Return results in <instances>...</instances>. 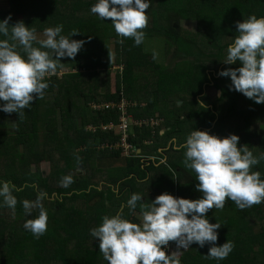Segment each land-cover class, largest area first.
Wrapping results in <instances>:
<instances>
[{"label":"trees","instance_id":"obj_1","mask_svg":"<svg viewBox=\"0 0 264 264\" xmlns=\"http://www.w3.org/2000/svg\"><path fill=\"white\" fill-rule=\"evenodd\" d=\"M95 3L97 0H8V9L0 12V22L11 14L10 26L22 20L27 27L35 28L37 38H45L44 29L63 25L62 35L70 36L73 30H77L79 35L71 39L86 41L74 59L61 58L63 69L45 77L44 82L49 87L44 98L34 99L24 110L23 119H19L17 113L0 111V181H10L19 189L13 193L18 200L15 215L3 206V198H0V217H13L16 219L14 223L18 222V217L24 220L35 218L38 211L34 210L31 216H26L22 201L35 200L39 191L47 193L48 198L43 205L48 211V222L53 224H48L44 236L53 237V234L47 235L50 231L57 236L62 231L64 234L56 238L57 249H63L66 240L68 243L69 193L73 194V202L82 201L85 200L84 194H81L83 191L102 184L105 186L103 200L106 196L111 204L122 194L128 195V189L140 195L142 190L149 193V190L155 189L156 193H150L153 201L165 192L176 198H202V193L196 190L199 183L196 174L185 168L184 149L178 148L193 130L206 131L221 139L234 134L239 137L238 148L247 145L254 156L264 154V135L254 128L259 114L262 113L264 119V104H257L230 90V77L218 75L227 68L241 66L238 62L233 65L224 63L227 47L238 35L236 22H243L251 15L264 18V0H150L151 6L146 10L149 23L144 29L145 39L162 41L160 37H163L167 52L173 49L174 57L180 60L173 68L165 69L149 59L151 52L146 51L143 43L134 46L131 38L116 34L110 19L101 20L91 13ZM189 20L197 23L196 33L184 34L178 26L179 21ZM4 38L0 35V39ZM111 38L115 40L114 58L122 74L117 78L115 92H111L108 81L102 93L99 70L109 72L114 68L108 63L107 43ZM38 41L34 42V46L39 47ZM205 64H208L207 70L202 68ZM150 67L154 69L151 72ZM211 70L215 71V76L207 74ZM136 79L140 83L136 84ZM210 84L218 92L216 104L205 102L204 107L198 102L207 100L203 96L205 87ZM138 86L142 90L132 93ZM150 89H155V93L162 96L156 100L154 93L150 95ZM175 95L183 97L181 103L190 101V107L178 108L177 103L171 102ZM121 101L134 105L138 103L129 110L135 121L130 143L141 150L142 161L121 159V153L101 149L103 145L119 142L116 134L104 133L102 127L109 123L117 124L120 113L112 110L95 113L90 107L92 104H116ZM192 103L199 110L191 108ZM3 104L0 101V106ZM184 114L187 115L185 120L182 117ZM150 119L160 120L164 125L155 131L139 126ZM13 123L16 124L15 129ZM164 140L167 143L176 140V143L168 151L160 152L167 149ZM148 142L151 143L146 144ZM168 156L170 159L166 163L162 159ZM111 160L123 165L110 167L98 174L101 170L99 165ZM44 164L50 166L48 175L41 171ZM32 165L36 166V172L31 170ZM79 170L93 173L94 178L83 176ZM252 170L259 171L261 179H264V160ZM66 175H73L71 187L59 184L57 188L56 184ZM96 179L98 182L94 181ZM111 187H116L118 194ZM53 208L57 211L54 212ZM59 212L62 215L60 219ZM135 212L140 213L139 204ZM73 215L79 217L80 211L76 210ZM206 218L210 224L218 222L221 225L217 229L215 246L230 241L234 244L233 251L226 259L216 260L205 257L213 245L205 244L201 248L193 243L184 253L181 251V256H178L180 264H264V202L241 210L233 201L226 199L222 210L214 207L207 212ZM132 220L139 223L138 218ZM11 227L14 228V224ZM73 234L82 238V230L73 231ZM9 241L14 245L20 243L17 237ZM93 243L86 239L76 242L72 257L87 256V252L95 250V246L91 248ZM171 243L177 248V243L170 241L164 249L167 255ZM65 263H68V257ZM88 264L96 262L88 261Z\"/></svg>","mask_w":264,"mask_h":264},{"label":"clouds","instance_id":"obj_2","mask_svg":"<svg viewBox=\"0 0 264 264\" xmlns=\"http://www.w3.org/2000/svg\"><path fill=\"white\" fill-rule=\"evenodd\" d=\"M150 6V0H97L90 11L101 20L110 19L118 36L131 38L134 46H140L145 40L144 29L149 23L146 10ZM11 19L9 14L0 22V35L5 37L0 39V101L4 102L0 111L17 113L19 119H23L24 110L31 102L44 98L49 87L44 82L45 77L63 69L61 58L74 59L86 41L71 39L79 35L77 30L70 36L62 35L63 25H58L44 29L45 38L39 40L36 47L35 28L27 27L22 20L10 26ZM235 26L238 35L227 47L224 63L238 62L241 66L227 68L218 75L230 77V90L264 104V18L251 15ZM120 43L123 44V39ZM153 58H156L155 52ZM198 103L205 107L202 101ZM13 128H16L15 123ZM238 142L239 137L234 134L221 139L206 131H191L179 147L184 149L185 168L196 174L199 182L196 190L202 193V198H176L165 192L154 201L141 203L143 196L133 193L127 207L134 212L139 204V223L125 218L121 210L111 216L104 215L100 226L90 230V235L98 238L99 251L108 264H180V251L167 255L164 250L170 241L185 250L193 243L201 248L211 244L205 257L226 259L234 244L227 241L215 246L221 225L210 224L207 212L214 207L222 210L226 199L241 210L264 202V179L259 171L252 170L264 160V154L256 157L247 145L238 148ZM73 182L72 176L66 175L61 178L60 186L67 188ZM15 191L19 189L10 181H0V198L13 216L18 203ZM46 198L47 193L39 191L35 200L22 201L26 216L38 211L35 218L23 223L24 230L36 238L47 232L48 211L43 205ZM123 207L121 205V209Z\"/></svg>","mask_w":264,"mask_h":264},{"label":"crops","instance_id":"obj_3","mask_svg":"<svg viewBox=\"0 0 264 264\" xmlns=\"http://www.w3.org/2000/svg\"><path fill=\"white\" fill-rule=\"evenodd\" d=\"M135 105H138V103H136ZM133 134L134 132L132 130V136ZM161 135L163 136L164 132H162ZM150 143L151 142H148L146 144ZM168 143L166 141L164 142V146H166L167 149H161L160 152H164V150L168 151L171 145L173 143H176V140H173L172 142ZM137 153L138 158L129 160L142 161L143 158L141 150L137 149ZM121 159L125 158L121 155ZM169 159L170 157L168 156L163 157L162 160L168 163ZM164 164L165 163H163L162 165ZM102 168H106L107 170L110 167H101V173L106 171ZM98 174L100 173L98 172ZM88 175V172L83 173V176ZM94 181H97V179ZM142 185L144 186V184ZM70 187L71 186H69L68 188ZM103 190H105V186L102 184L100 186H92L88 191H83L81 193L84 194L85 197H83V195L81 196L85 200L82 199V201L78 202H73L71 200V196L73 195L72 193L68 194V243L66 240L63 249L56 248V238L59 235L64 234L61 233L62 231H60L57 236L53 235V238L51 239H48V237L44 235L40 236L39 238H36L31 233L29 235V232L24 230L23 223L25 220L23 218L18 217V222L14 223L16 219L13 217H0V264H69L65 263V259L67 257H72L73 249L76 248V242H80L82 239L92 240L94 242L98 240V238H94L90 235V230L92 228L100 226V224L102 223V217L104 215L111 216L116 214L118 211L122 210L124 213V217L129 219L131 222L133 221L132 218L140 217V213L135 211L133 212V210L127 207V200L130 199L131 195L136 192H133L128 189V195L123 196L122 194L123 197H119L121 199L118 198L117 201H114L111 204L107 201L106 196L105 201L103 200ZM111 190L116 192V194H118L119 192L116 187H111ZM150 193H156V190H149V193L144 192V190H142L141 196H143V203H145L147 200V202L153 201V195H151ZM87 196L94 197L92 198V200H87ZM79 204L80 207L78 208ZM121 205H124L123 209H121ZM76 210L80 211L79 217L73 215V212H76ZM53 211L55 212L57 211V209L53 208ZM6 216L8 215L6 214ZM77 218L78 220L74 223ZM12 224H14V228L11 227ZM48 224L49 226H52L53 223L48 222ZM78 230H82V238H77L73 234V231ZM13 233H16V235H14ZM14 237H17L18 240H20V243H18L17 245H14L9 241L12 240ZM63 237H65V235ZM41 238L47 241L46 244L41 243ZM171 246H173L172 243ZM173 249H175L174 246ZM176 249L181 252L180 249ZM174 252L176 251L174 250Z\"/></svg>","mask_w":264,"mask_h":264},{"label":"rangeland","instance_id":"obj_4","mask_svg":"<svg viewBox=\"0 0 264 264\" xmlns=\"http://www.w3.org/2000/svg\"><path fill=\"white\" fill-rule=\"evenodd\" d=\"M8 9V0H0V12H3V11H6ZM180 28H181V31H183L184 34L186 33H196V30H197V23L193 20H189V21H182L180 22L179 21V25ZM162 39V41L160 40H156V39H150V38H147L144 40L143 42V45L146 47V51L147 52H151L150 53V58L149 59H152V60H155L156 63L162 68V69H165V68H173L180 60H178L177 58L174 57V52H173V49H170L166 50V47L163 43V37H160ZM38 40H40L41 38L38 37L37 38ZM107 51H108V59H109V64H112L113 65V69H111L109 72L107 71H102V69H100V84H101V91L102 93H104L106 90V84L108 83L109 81V84H110V88H111V92H115L116 91V82H117V78L122 74V70L121 68L117 67L118 65L116 64V61H115V40L113 38H111V40L108 41L107 43ZM156 53V58L154 59L153 58V53ZM109 53H110V56H109ZM155 66V65H153ZM152 66V67H153ZM152 67L149 68V72H151L152 70H154ZM215 67V66H214ZM203 69L207 70L208 68V64L206 65H203L202 67ZM146 70V69H145ZM110 73L109 77H108V74ZM207 74H208V71H207ZM151 84H154L153 81H151L150 79H147ZM135 83L138 84L140 83L139 80H135ZM139 90H142V87H136L135 90L132 91V93L136 92V91H139ZM150 92V95H152L153 93V97L157 100L158 99V96H162V94H157L155 93V89H150L149 90ZM217 91L216 89L213 87V86H209L206 91H205V96L207 98V100L210 102V103H215L216 104V97L218 96L217 95ZM222 97V96H221ZM181 95L178 96V95H175L171 98V102L172 103H177L178 105V108H183L185 106L187 107H190V101L187 102V103H181ZM207 100H203L204 104L205 102L208 103ZM144 106V105H143ZM193 106V109L196 111V110H199L198 109V106L194 103L191 104V108ZM187 115L184 114V119L185 120V117ZM186 124V123H185ZM185 127V126H184ZM254 128L258 130V132L262 135H264V119L262 117V113L259 114V120L256 122V124L254 125ZM166 141V140H164ZM169 144V143H168ZM181 149V147H178ZM182 154L179 155V157L181 156ZM123 163L122 162H117V161H108V162H105L104 164L102 165H99L100 167H112V168H115V167H120L122 166ZM36 166L35 165H32L31 167V170L33 172H36ZM103 170H106V168H102ZM41 171L42 172H47L46 175L49 174V171L50 170V166L48 164H44L41 166ZM99 173L101 174V170H99ZM73 176V175H72ZM90 176L91 178H94L93 176V173L88 175ZM97 177H100V175H97ZM98 182V180L96 181ZM59 182L56 184L59 188ZM80 207V204L78 206V208ZM61 212H59L60 214ZM59 214L57 216H59ZM62 218V215L60 214V216L58 217V219ZM139 219V222H140V219L141 217H137ZM55 235V233L53 231H50L48 232L47 235ZM53 237H48V239H51ZM40 241L42 243L44 242H47L45 241L44 239H40ZM94 245L91 247L93 248L95 246V250L92 251L90 250L89 252L85 251V253L87 252V256L85 257H80V256H75V257H69L68 258V263L69 264H88V261H95L96 264H108V262L103 258V255L100 253L99 251V240H97L96 242L93 243ZM175 251H178L176 248L173 249V246H169L168 249H167V252H168V255H171L173 252ZM182 251V253H184V251H186L185 249L181 248L180 249ZM179 256H181V252L179 254ZM87 257V258H86Z\"/></svg>","mask_w":264,"mask_h":264},{"label":"built area","instance_id":"obj_5","mask_svg":"<svg viewBox=\"0 0 264 264\" xmlns=\"http://www.w3.org/2000/svg\"><path fill=\"white\" fill-rule=\"evenodd\" d=\"M90 108L95 113H104L108 110L117 111L120 113L117 124L109 123L108 125L102 127V131L104 133L116 134L119 137V142L116 144L103 145L101 146V149L103 151L108 149L110 151L119 152L121 153L122 157L128 160L138 158L136 147L132 143H130L131 131L133 126V122L129 115L130 105L125 101H121L120 103L116 104H92ZM149 126L152 128V130H155L160 125L159 122L152 120L149 123ZM89 130L95 132L94 129L90 128Z\"/></svg>","mask_w":264,"mask_h":264},{"label":"bare ground","instance_id":"obj_6","mask_svg":"<svg viewBox=\"0 0 264 264\" xmlns=\"http://www.w3.org/2000/svg\"><path fill=\"white\" fill-rule=\"evenodd\" d=\"M128 103V102H127ZM129 105H130V109H133V108H135L137 105H134V104H131V103H128ZM131 117V116H130ZM131 120H132V122H133V125L135 124V121H134V119L131 117ZM152 120H154V121H157V122H159V127L158 128H156L155 130H157V129H161L162 128V126L164 125V123L162 122V121H160V120H156V119H150V120H145L144 122H142V123H140L139 124V126L142 128V127H145V128H151L150 126H149V123L152 121ZM154 130V131H155Z\"/></svg>","mask_w":264,"mask_h":264},{"label":"flooded vegetation","instance_id":"obj_7","mask_svg":"<svg viewBox=\"0 0 264 264\" xmlns=\"http://www.w3.org/2000/svg\"><path fill=\"white\" fill-rule=\"evenodd\" d=\"M208 73H211L212 76H215V71H213V70L209 71ZM210 86H214V85L210 84ZM206 88H207V87H205V91H206ZM204 97H206L205 94H204L203 98H204ZM207 101H208V100H207ZM208 102H209V101H208Z\"/></svg>","mask_w":264,"mask_h":264}]
</instances>
